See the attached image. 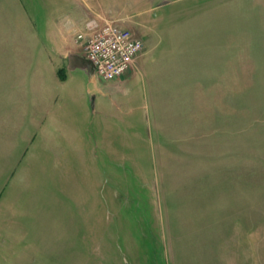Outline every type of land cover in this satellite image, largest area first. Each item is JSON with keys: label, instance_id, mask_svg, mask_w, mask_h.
Segmentation results:
<instances>
[{"label": "rangeland", "instance_id": "rangeland-1", "mask_svg": "<svg viewBox=\"0 0 264 264\" xmlns=\"http://www.w3.org/2000/svg\"><path fill=\"white\" fill-rule=\"evenodd\" d=\"M78 1L147 53L118 86L85 75L73 136L7 138L0 264H206L239 246L264 263V0Z\"/></svg>", "mask_w": 264, "mask_h": 264}, {"label": "crops", "instance_id": "crops-1", "mask_svg": "<svg viewBox=\"0 0 264 264\" xmlns=\"http://www.w3.org/2000/svg\"><path fill=\"white\" fill-rule=\"evenodd\" d=\"M72 2L0 0V155H7V138L14 140L15 149L20 152L25 142L36 146L34 142L39 140L42 142L39 146L46 150L52 146L54 136L58 140L62 139L61 134L66 138L67 132L73 136L72 127L67 128L66 124H71L70 115L74 121L78 114L71 107L72 99L76 100L74 88H79L80 94L82 84L87 82V72L82 68L70 69L69 57L72 54L83 55V48L80 50L83 44L77 36L86 31V23L91 18L88 5L84 6L77 0L73 7ZM146 53L147 50L139 55L131 70L115 80L112 86H118L131 77ZM91 81L97 84L95 76ZM204 88L211 89L208 85ZM98 89L103 96L102 88ZM159 89H155V108L161 101L157 95L163 90ZM95 97L97 99L98 95ZM76 104L80 105L79 115L82 117L80 147H83L89 134H94L90 127L93 119L86 102L83 109L81 103ZM17 154L28 155V152ZM48 154L43 157L49 164L51 158ZM223 250L226 251L225 247ZM234 250V259H210L206 264H249L245 254L242 255L246 249L239 246ZM260 254L258 247L257 264H264L260 262Z\"/></svg>", "mask_w": 264, "mask_h": 264}, {"label": "built area", "instance_id": "built-area-1", "mask_svg": "<svg viewBox=\"0 0 264 264\" xmlns=\"http://www.w3.org/2000/svg\"><path fill=\"white\" fill-rule=\"evenodd\" d=\"M83 55L95 66L97 77L113 81L122 78L144 50V41L132 30L97 17L89 19L86 31L78 35Z\"/></svg>", "mask_w": 264, "mask_h": 264}, {"label": "water", "instance_id": "water-1", "mask_svg": "<svg viewBox=\"0 0 264 264\" xmlns=\"http://www.w3.org/2000/svg\"><path fill=\"white\" fill-rule=\"evenodd\" d=\"M69 60H70V65H69L70 69L74 70L76 68H82L86 70L90 78L95 76V66H94V63L90 59L80 54H72L69 57Z\"/></svg>", "mask_w": 264, "mask_h": 264}]
</instances>
